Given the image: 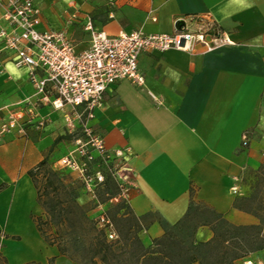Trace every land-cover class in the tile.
Returning <instances> with one entry per match:
<instances>
[{"label": "crops", "instance_id": "obj_1", "mask_svg": "<svg viewBox=\"0 0 264 264\" xmlns=\"http://www.w3.org/2000/svg\"><path fill=\"white\" fill-rule=\"evenodd\" d=\"M34 2L40 11L37 29L63 31L76 52L90 46L88 23L107 35L172 33L178 20L211 13L233 45L209 52L197 45L192 51L140 54L144 87L127 79L109 86L89 125L108 152L123 153L127 203L146 225L144 238L161 236L187 212L191 198L231 224H260L258 215L236 205L233 188L244 171L264 164V0ZM2 13L0 7V28L8 29ZM15 60V53L0 45V110L7 115L33 107L45 122L37 128L20 121L0 133L2 262L45 264L53 258L54 264H67L37 229L42 206L28 171L51 158L58 146H67L69 109L37 102L29 69ZM73 124L78 130V122ZM245 131L250 137L242 147ZM199 231L206 235L202 240L212 235L207 226ZM245 260L264 263V249L236 264Z\"/></svg>", "mask_w": 264, "mask_h": 264}, {"label": "built area", "instance_id": "obj_2", "mask_svg": "<svg viewBox=\"0 0 264 264\" xmlns=\"http://www.w3.org/2000/svg\"><path fill=\"white\" fill-rule=\"evenodd\" d=\"M2 20L7 28H0V45L16 55L15 64L29 69V79L34 87L37 102L49 104L54 109L69 110L65 113L68 126L79 127L88 137L104 164L122 160V151L108 152L103 140L96 136L89 125L94 110L102 104L106 89L122 79L138 87H144L145 79L138 68V57L142 53H163L170 49L192 51L197 45L206 52L222 46L233 45L229 35L222 30L211 13L191 15L183 18L184 26L172 33H145L134 30L129 33L107 35L92 28L90 46L76 52L74 45L63 31H40V11L34 0H1ZM35 108L25 113L4 115L0 110V133L22 123L35 124L37 128L45 120L38 118ZM26 115V117H25ZM36 118V119H35ZM250 131L241 135L242 147L248 146ZM122 164H124L122 160ZM97 178L103 181L98 173ZM125 176L123 179L125 180ZM128 187L121 186L119 200H127ZM112 238L113 235L109 234ZM2 236H0V261H2ZM244 264H264L245 260Z\"/></svg>", "mask_w": 264, "mask_h": 264}, {"label": "trees", "instance_id": "obj_3", "mask_svg": "<svg viewBox=\"0 0 264 264\" xmlns=\"http://www.w3.org/2000/svg\"><path fill=\"white\" fill-rule=\"evenodd\" d=\"M94 159L106 168L97 155L94 156ZM47 162L48 159L45 157L28 171L37 188L38 202L48 218L47 222H43L39 216L35 222L46 242L49 245H55L59 254L64 256L68 254L70 231L65 233L57 231L49 239L42 224L57 226L69 223L68 226H70L73 225V219L70 217L72 214L83 216L84 214H82V207L78 203L74 202L73 205H69L58 199L57 186H54L51 180H48L44 191H47V187L52 185L53 194L42 200L43 193L37 186L36 177L41 171H46ZM248 173L264 174V165L257 172L250 171ZM70 193L74 201L79 196V193L73 188L70 189ZM123 206L128 210V213L121 215L123 224L122 227L116 228L115 240L108 239L110 232L107 234L104 228H95L96 233L92 238L89 250L92 261L99 257L101 264H236L239 259L264 249L262 234L264 214L259 217V225H234L229 223L222 214L191 198L187 212L166 229L161 236L153 238L151 243L146 245L142 240L146 225L140 217L132 212L128 203L124 204L121 201L112 206L105 212L104 223H112L114 217L111 214ZM242 209L257 215L252 209ZM202 226H207L211 230L212 235L207 240L197 238V230Z\"/></svg>", "mask_w": 264, "mask_h": 264}, {"label": "rangeland", "instance_id": "obj_4", "mask_svg": "<svg viewBox=\"0 0 264 264\" xmlns=\"http://www.w3.org/2000/svg\"><path fill=\"white\" fill-rule=\"evenodd\" d=\"M67 126L64 129L63 136H71L67 146H58L53 156L48 157L47 169L41 171L36 177L37 186L42 191V200L52 196V185L44 191L48 180L57 186V197L60 201L73 205L74 202L82 207V214L71 215L73 225H54L42 224L46 229L47 237L50 239L55 232L65 233L70 231L68 254L64 255V260L67 264H101L99 257L94 261L90 258V247L94 236L95 228H104L106 233L110 232L113 235L109 240H115L116 228L122 227L121 215L128 213V210L123 206L121 209L111 214L114 221L104 223L105 212L118 202L127 203V200H119L118 194L121 192V186L128 187L126 168L122 164V160H114L111 163L104 164L103 167L94 156L97 154L94 147L87 143L88 137L79 127ZM100 158V157H99ZM102 161V160H101ZM255 168L252 172L263 166ZM103 176V181H99L97 174ZM108 178V179H106ZM107 180V181H106ZM73 188L79 193L78 198L74 201L70 193ZM234 194L236 196V205L244 209L254 210L259 217L264 214V174L255 173L249 174L248 170L236 180L234 185ZM48 192V194H47ZM46 193V194H45ZM112 196L111 198H109ZM65 203V204H66ZM41 205V204H40ZM40 217L43 222H47L45 210L41 208ZM84 211V212H83ZM37 216V215H36ZM39 216V215H38ZM37 218V217H36ZM28 223V222H27ZM71 227V229H70ZM263 233V232H262ZM206 235L203 232H198L197 238L204 239ZM144 243L149 245L152 239L144 238ZM6 242V234L2 235L1 243ZM3 253V252H2ZM43 254H41L42 257ZM0 264H3L0 261ZM39 264V263H30ZM45 264H54V259H49ZM63 264H66L63 262Z\"/></svg>", "mask_w": 264, "mask_h": 264}, {"label": "water", "instance_id": "obj_5", "mask_svg": "<svg viewBox=\"0 0 264 264\" xmlns=\"http://www.w3.org/2000/svg\"><path fill=\"white\" fill-rule=\"evenodd\" d=\"M182 26H184V21L183 20H178L176 23H175V28L177 30H179Z\"/></svg>", "mask_w": 264, "mask_h": 264}, {"label": "clouds", "instance_id": "obj_6", "mask_svg": "<svg viewBox=\"0 0 264 264\" xmlns=\"http://www.w3.org/2000/svg\"><path fill=\"white\" fill-rule=\"evenodd\" d=\"M8 70H9L10 72H12V71H14V68H13L12 66H8ZM175 75H177V76H178V73H177V74H175ZM233 191H235V189H233Z\"/></svg>", "mask_w": 264, "mask_h": 264}]
</instances>
